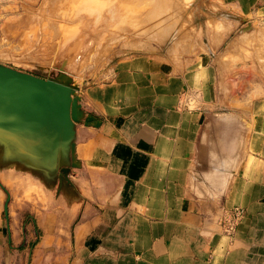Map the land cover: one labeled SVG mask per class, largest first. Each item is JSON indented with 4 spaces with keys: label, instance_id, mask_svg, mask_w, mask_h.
Masks as SVG:
<instances>
[{
    "label": "crops",
    "instance_id": "crops-1",
    "mask_svg": "<svg viewBox=\"0 0 264 264\" xmlns=\"http://www.w3.org/2000/svg\"><path fill=\"white\" fill-rule=\"evenodd\" d=\"M225 1L264 22V0ZM228 68L135 54L80 86L100 125L77 126L72 185L9 192L0 264H264V117L240 131L216 115ZM234 207L243 214L227 236L219 220Z\"/></svg>",
    "mask_w": 264,
    "mask_h": 264
},
{
    "label": "rangeland",
    "instance_id": "rangeland-1",
    "mask_svg": "<svg viewBox=\"0 0 264 264\" xmlns=\"http://www.w3.org/2000/svg\"><path fill=\"white\" fill-rule=\"evenodd\" d=\"M170 1V9L162 12L172 19L168 23L161 12L151 13L149 0H0V64L43 79L63 67L79 95L80 86L106 82L113 64L127 56L148 54L173 62L204 54L229 65L224 75L231 98L218 100L222 109L216 115L232 116L240 131L264 117V22L242 16L225 0ZM149 14L153 19L146 18ZM220 35L218 48L211 49L210 38ZM245 108L250 115L240 113ZM1 175L0 183L13 193L18 180ZM32 192L43 195L27 189L13 193L14 200ZM5 198L0 189L2 215Z\"/></svg>",
    "mask_w": 264,
    "mask_h": 264
},
{
    "label": "water",
    "instance_id": "water-1",
    "mask_svg": "<svg viewBox=\"0 0 264 264\" xmlns=\"http://www.w3.org/2000/svg\"><path fill=\"white\" fill-rule=\"evenodd\" d=\"M77 91L63 67L43 79L0 64V175L17 179L14 188L49 192L56 183L58 189L72 185L69 175L80 168L75 157L77 126L100 125L82 109ZM0 189L6 196L7 218L10 194L1 183Z\"/></svg>",
    "mask_w": 264,
    "mask_h": 264
},
{
    "label": "bare ground",
    "instance_id": "bare-ground-1",
    "mask_svg": "<svg viewBox=\"0 0 264 264\" xmlns=\"http://www.w3.org/2000/svg\"><path fill=\"white\" fill-rule=\"evenodd\" d=\"M150 1V5L152 6V11H151V13L152 14H156V15H158V14H160V12H161V15H163L162 14V12H164L166 9H170V3H171V1L170 0H149ZM169 1H170V3H169ZM174 3H175V1H173ZM183 2H185V1H183ZM175 5V4H174ZM107 6V5H106ZM105 6V7H106ZM151 6H150V9H151ZM172 6V5H171ZM172 7H174V6H172ZM175 8V7H174ZM185 8V7H184ZM106 9V8H105ZM173 9V8H172ZM176 9V8H175ZM164 10V11H163ZM167 11V10H166ZM169 11H171V10H169ZM209 11V10H208ZM174 12V11H173ZM149 13V12H148ZM177 13H178V11H177ZM104 14V13H103ZM165 14V13H164ZM176 14V13H175ZM156 15H154V16H156ZM166 15V14H165ZM165 15H163V17L165 16ZM179 15V14H178ZM148 17H146L147 19H153V18H151L153 15H151V17L149 18V16H150V14L149 15H147ZM162 17V18H163ZM157 18V17H156ZM160 18V17H159ZM158 18V19H159ZM168 17H164L163 18V20H166ZM171 18H168L167 20H170ZM175 19V18H174ZM81 20V19H80ZM162 20V21H163ZM166 20V21H167ZM172 20V19H171ZM222 20V19H221ZM83 21V20H82ZM104 22H105V20H104ZM159 22V21H158ZM161 22V21H160ZM168 22V21H167ZM166 22V23H167ZM157 23V22H156ZM169 23V22H168ZM79 24V23H78ZM108 24V23H107ZM89 25V24H88ZM105 25V24H104ZM161 25V24H160ZM164 25V24H163ZM168 25V24H167ZM171 25H173V24H171ZM175 25H176V23H175ZM155 26V25H154ZM153 26V27H154ZM158 26V25H157ZM90 27V26H89ZM156 27V26H155ZM160 27V26H159ZM168 27H171L172 28V26H168ZM86 28H88V27H86ZM157 28V27H156ZM89 29V28H88ZM157 29H159V28H157ZM156 29V30H157ZM164 29H166V27L164 28ZM160 30V29H159ZM159 30H158V32H159ZM162 30V29H161ZM168 30H170V32H171V29L169 28ZM168 30L166 31H164V34H165V36H166V32L168 33ZM96 31V30H95ZM87 33V32H86ZM92 33H93V31H92ZM157 33V32H156ZM163 33H162V35H164ZM170 34V33H169ZM155 35V34H154ZM153 35V36H154ZM161 35V34H160ZM160 35L159 34H157V37L156 38H158V36H159V38H158V40L160 39L161 40V38H162V36H161V38H160ZM175 37V36H174ZM179 37V36H178ZM79 38H81V36L79 37ZM166 38V37H165ZM90 40V39H89ZM78 41V40H77ZM113 41V40H112ZM202 41V40H201ZM110 42V41H109ZM79 43V42H78ZM140 43V42H139ZM169 43V42H168ZM205 43H207L206 41H205ZM182 44V43H181ZM87 45V44H86ZM195 45V44H194ZM207 45V44H206ZM77 46V45H76ZM92 47V46H91ZM71 48H73V47H71ZM70 48V49H71ZM77 49V48H76ZM175 49V48H174ZM204 50V49H203ZM73 51H75V50H73ZM172 51H174V50H172ZM75 53V52H74ZM176 53V52H175ZM6 54V53H5ZM4 54V55H5ZM75 55V54H74ZM9 56V55H8ZM173 56H175V55H173ZM60 61V60H59ZM78 61V60H77ZM68 62H70V61H68ZM71 63V62H70ZM69 63V64H70ZM73 66V65H72Z\"/></svg>",
    "mask_w": 264,
    "mask_h": 264
},
{
    "label": "built area",
    "instance_id": "built-area-1",
    "mask_svg": "<svg viewBox=\"0 0 264 264\" xmlns=\"http://www.w3.org/2000/svg\"><path fill=\"white\" fill-rule=\"evenodd\" d=\"M242 214V209L239 207H234L230 210L224 209L222 211L219 224L225 235L231 236L234 233Z\"/></svg>",
    "mask_w": 264,
    "mask_h": 264
}]
</instances>
